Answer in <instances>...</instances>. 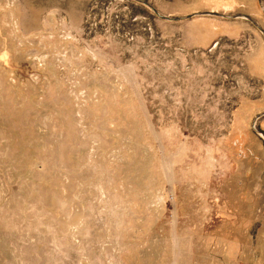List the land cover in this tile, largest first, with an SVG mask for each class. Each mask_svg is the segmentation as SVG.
<instances>
[{
	"label": "rangeland",
	"instance_id": "374dc122",
	"mask_svg": "<svg viewBox=\"0 0 264 264\" xmlns=\"http://www.w3.org/2000/svg\"><path fill=\"white\" fill-rule=\"evenodd\" d=\"M0 264H264V0H0Z\"/></svg>",
	"mask_w": 264,
	"mask_h": 264
}]
</instances>
